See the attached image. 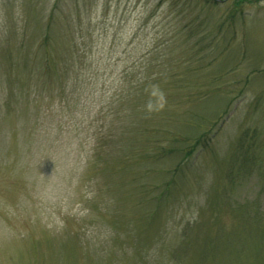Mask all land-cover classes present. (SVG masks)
Returning a JSON list of instances; mask_svg holds the SVG:
<instances>
[{
  "label": "rangeland",
  "instance_id": "obj_1",
  "mask_svg": "<svg viewBox=\"0 0 264 264\" xmlns=\"http://www.w3.org/2000/svg\"><path fill=\"white\" fill-rule=\"evenodd\" d=\"M0 264H264V0H0Z\"/></svg>",
  "mask_w": 264,
  "mask_h": 264
},
{
  "label": "trees",
  "instance_id": "obj_2",
  "mask_svg": "<svg viewBox=\"0 0 264 264\" xmlns=\"http://www.w3.org/2000/svg\"><path fill=\"white\" fill-rule=\"evenodd\" d=\"M35 139H34V137L32 136V135H30V133H29V144H28V152L32 149V148H34V145H36L35 144ZM27 143H28V141H27Z\"/></svg>",
  "mask_w": 264,
  "mask_h": 264
}]
</instances>
